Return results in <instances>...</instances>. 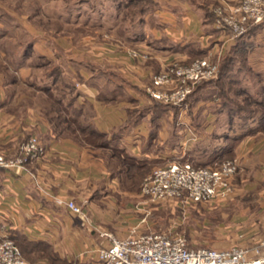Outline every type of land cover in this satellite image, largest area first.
Segmentation results:
<instances>
[{
	"label": "crops",
	"instance_id": "0c3cea01",
	"mask_svg": "<svg viewBox=\"0 0 264 264\" xmlns=\"http://www.w3.org/2000/svg\"><path fill=\"white\" fill-rule=\"evenodd\" d=\"M142 1L78 0L74 29L84 28L85 13L98 16L96 2L107 4L109 24L105 35L94 30L73 39L59 13L67 0H0V152L18 155L31 136L45 148L28 164L35 177L0 169V238L48 248L26 259L30 264H51L49 254L67 264H99L103 233L123 238L134 227L192 237L200 226L182 228L178 220L186 218L218 227L214 248L238 245L253 256L264 240V131L241 133L231 144L220 130L222 114L209 113L203 129L195 124L192 139L208 140V151L228 147L232 157L188 158L190 148L180 156L178 122L187 112L154 104L145 92L153 75L213 49L220 39L213 10L221 1L172 0L166 7L156 0L154 26ZM132 50L147 53L148 61L133 59ZM192 107L188 111L198 106ZM191 158L198 165L238 160L237 192L229 204L153 203L141 194L153 169ZM66 201L81 206L83 218ZM163 212L173 216L166 227Z\"/></svg>",
	"mask_w": 264,
	"mask_h": 264
},
{
	"label": "built area",
	"instance_id": "2783aa9c",
	"mask_svg": "<svg viewBox=\"0 0 264 264\" xmlns=\"http://www.w3.org/2000/svg\"><path fill=\"white\" fill-rule=\"evenodd\" d=\"M220 1L213 10V25L220 39L204 56L190 62H174L153 75L145 87L152 101L183 110L198 86L219 77L224 53L252 28L264 24V0ZM130 55L142 61L149 59L147 53L138 50H132ZM44 154L45 148L39 139L31 136L20 147L18 155L0 152V169L29 173L28 164ZM238 170L239 162L235 158L216 160L209 165H198L190 159L175 160L153 169L142 182L141 194L153 203L170 200L204 205L225 203L237 192L234 178ZM64 204L83 218L81 206L73 201ZM103 235L106 242L97 249L99 264H264V240L250 256L248 249L238 245L191 247L187 236L181 233L134 227L123 238L109 233ZM0 264H30L8 235L0 238Z\"/></svg>",
	"mask_w": 264,
	"mask_h": 264
},
{
	"label": "rangeland",
	"instance_id": "374dc122",
	"mask_svg": "<svg viewBox=\"0 0 264 264\" xmlns=\"http://www.w3.org/2000/svg\"><path fill=\"white\" fill-rule=\"evenodd\" d=\"M143 1V7L146 9L145 14L148 15L149 24H152V26L158 24L159 17L156 15L157 13L155 11L158 2L156 0ZM169 1L171 2L172 0L164 1L166 7L170 6V3H168ZM76 2H78V0H67L66 11L59 9L61 20H66V23L72 27L68 28L69 31H67V33L73 37V39L81 35H91L94 30L99 34L105 35L107 33V25L109 24V19L107 18L109 9L107 4L104 3L103 7H100V4L98 5V2H96L95 4L98 7V13H96V15L98 14L99 17H90L89 14L86 15L87 13H85L84 19L82 20V24H85L84 28L74 29L73 27L77 25V12L75 11L76 6L74 5ZM132 9L133 8H131V11L134 13L132 16L133 22H136L138 20V12ZM57 10L58 9H56L55 16L59 14ZM127 13H129V11ZM53 25L58 26L59 24L54 20ZM204 55L205 53L203 56ZM196 58H200V56ZM221 65V76L212 83L200 85L187 101V106L183 108L184 111L181 110V112L187 113L183 114V117L181 116L182 118L178 122V130L180 131L179 136L182 142L185 140L186 136H188V139H186L188 142L178 143V147H180V156H184V151L186 150L185 152L187 153L190 148V154L188 153L186 157L199 154V156L208 161L214 158V154L221 152H225L224 157H232L230 155L232 150L228 149V147H218L217 151L212 149L208 151L206 150L208 140L199 143L197 140L195 141L192 139L198 136V128H195V124L201 126L203 129L207 122L205 116L209 113H215L216 115L222 114L218 117L220 130L221 132L223 130L227 132L231 144H234L231 139L233 140V138L241 135V133L245 131L242 129H249L252 127L264 128V24L250 30L248 35L239 40L235 46L229 48L221 59ZM254 101L262 103V106H258ZM192 106L198 107H196L193 112H190V110L188 111L187 108H191ZM193 114L195 115L194 117L192 116ZM194 129L196 131H194ZM202 129L199 130L203 132L204 130ZM173 145L175 146V144ZM190 160L193 159L191 158ZM229 202L230 201L226 203L229 204ZM218 204L222 205L223 203ZM218 204H215V206H218ZM162 217L164 220L163 226L165 227L169 225V217L173 218V216H168L166 212L162 213ZM178 222L184 229L200 226V230L192 237L188 236L186 232L182 233L187 236L191 247H213V242L219 240V235L217 233L218 227L212 224L209 226L203 223L202 219L186 218L183 221L178 220ZM204 225H207L206 227H208V229L204 228ZM204 240H206V243H204Z\"/></svg>",
	"mask_w": 264,
	"mask_h": 264
},
{
	"label": "trees",
	"instance_id": "16d2710c",
	"mask_svg": "<svg viewBox=\"0 0 264 264\" xmlns=\"http://www.w3.org/2000/svg\"><path fill=\"white\" fill-rule=\"evenodd\" d=\"M213 18V17H212ZM255 28V27H254ZM253 29V28H252ZM251 29V30H252ZM198 56H200V57H202L203 56V53H201V52H199L198 54H197V56H195L194 58H196V57H198ZM222 65H223V63H222ZM222 65H221V70H220V74H219V77L221 76V74H222ZM218 77V78H219ZM215 80H213V81H211V82H206V83H212V82H214ZM199 87V86H198ZM197 87V88H198ZM197 88H196V90H197ZM195 90V91H196ZM193 95V94H192ZM191 95V96H192ZM190 96V97H191ZM189 97V98H190ZM189 100V99H188ZM154 102V101H153ZM258 106H262V103H257L256 101H254ZM154 104H159V105H162V107H168L167 105H163V104H161V103H158V102H154ZM173 108H175L176 110H178L179 108L178 107H173ZM242 130H245L244 132H242V133H248V132H253V131H256V130H263L264 131V128H254V127H252V128H249V129H242ZM241 136V135H240ZM240 136H237V137H235V138H233V140L231 139V141L232 142H236L238 139H239V137ZM232 156V155H231ZM15 241V240H14ZM15 243H16V245L19 247V249H20V252H21V255H22V257L26 260V259H31V258H34V257H40L41 256V254L42 253H48V248H47V245L46 244H43V243H41V242H39V243H36V244H29V243H24L23 245H20L19 243H17L16 241H15ZM26 250H30V251H34V252H37V254H30L29 253V251L28 252H25ZM39 252V253H38ZM49 258H50V260H51V264H67V262L66 261H64V260H59V259H57V258H55L54 256H52L51 254H49Z\"/></svg>",
	"mask_w": 264,
	"mask_h": 264
}]
</instances>
